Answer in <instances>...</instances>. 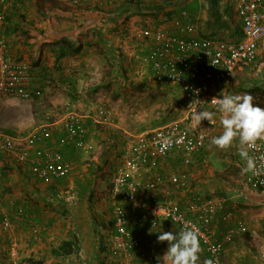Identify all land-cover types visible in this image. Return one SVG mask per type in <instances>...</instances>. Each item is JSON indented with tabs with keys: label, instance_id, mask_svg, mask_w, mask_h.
<instances>
[{
	"label": "rangeland",
	"instance_id": "1",
	"mask_svg": "<svg viewBox=\"0 0 264 264\" xmlns=\"http://www.w3.org/2000/svg\"><path fill=\"white\" fill-rule=\"evenodd\" d=\"M48 2L36 1V9L33 8V10L28 7L24 9L17 7L15 18L22 23L19 29L22 28L23 35L27 37H34V34L36 39H38L37 36H41L42 39L51 38L49 35L55 37L51 43L47 40L42 41L41 47L51 45V48H56L58 41L71 38L74 44L78 42L80 46L77 61H72L74 58L67 57V70L62 73L59 71L60 66L53 60V64L39 71L36 81L34 79L32 81L38 93L28 100L10 97L14 99V102L3 104L4 108L0 107V131L21 138L35 126L55 123L51 126L53 133L54 128L61 131L63 117L67 112L71 111L81 116L85 138L87 137L86 145L87 142L89 144L86 149H77L79 155L77 162L80 169H83V177L79 182L74 180V185L77 184V187H71L68 183L67 186L58 188L54 199L46 197L45 200L40 194L38 196L37 191L45 192V190L38 188L39 185L32 184L34 194L30 193V201L39 204V213L43 215L53 213L52 220L58 223L56 234L51 232L55 234L52 239L56 246L58 240L63 239L64 236L67 237L68 234L72 237L70 239L74 240L70 261L65 262L66 264H125L124 259H113L108 256L101 238V235L107 236L111 227V206L116 199L110 195V184L118 165L119 154L122 147L126 146L134 135L182 118L186 111L182 106L181 93L175 85L155 80L150 67L144 60L145 54L139 56L141 53H137L136 58L134 56L130 59L128 40L125 43L121 40L116 42L108 37L106 41H94V32L90 28L74 33L79 26L74 20L55 15L50 18L41 13L43 7L49 8L56 5L57 11L61 14L62 11L69 9L65 8L69 5ZM47 24L54 33H48L50 29L46 27ZM116 30V28L113 29V31ZM105 32H110V30ZM100 45H104L102 47L106 48V52L99 51ZM38 61L39 59L34 60V63L38 64ZM23 62L30 66V58ZM74 62H77L79 66L71 68ZM238 77L236 74L229 81L235 83L243 79ZM260 77L259 80H261ZM250 79L246 80L249 88L245 90V93L254 97L255 105L264 107V90H255L254 83ZM58 80L60 85L56 84ZM36 82L41 84H36ZM262 85L264 88V82ZM97 107L107 112L106 120L99 119L96 122L89 117V109ZM202 110L216 112V115L211 123L204 120L199 125L195 120V113L190 115V124L193 129L208 134L214 127L222 128L221 114L216 111L215 107H205ZM237 146L238 142H236V147L233 146L223 151L227 154L226 161L234 162L233 179L224 184L225 189H217L213 194L207 193L204 197L220 200L224 207H230L234 213V217L230 221H225L226 223L214 222L217 227L215 235L222 236V232L234 227L238 222L246 227L244 232L235 234L230 243H227V248L231 243L237 247L236 256H232L233 258L229 257L230 255L228 256L224 250L227 261L233 264H264V192L249 194L244 187V175L241 174V169L246 165L238 155ZM0 158L9 160L2 154ZM7 165L9 168V162ZM8 168L1 166L0 172L4 169L10 170ZM172 169L184 175L183 179L187 185L188 165ZM5 174L4 171L1 172L0 180H3ZM60 189L62 190L59 191ZM3 205L10 221V227L4 229L0 223V264H54V257L57 255L52 253L53 247L50 249L53 245L51 241L45 244L44 251L50 249L45 256L44 251L37 252L31 249L32 246L37 247V244L43 241L44 236L41 237V232L38 230L42 219L36 218L30 221L21 239L22 246L18 239L20 238L18 235L20 226L15 228L17 221H14L15 217L13 218L15 209L7 207L4 201ZM129 212L134 213L130 208ZM1 219L2 217H0V222ZM93 227L98 231L95 240L97 248H94L90 238ZM160 228L162 232L174 233L166 224L158 222L155 231H151V234H149L150 231L146 232L147 241L145 242H151L157 248H163L165 252L167 242L163 244L156 242L157 234L161 233ZM14 231L17 233L13 234ZM13 247L17 252L14 257H11L9 250L11 251ZM227 248L225 246V249ZM141 256L135 254L138 259ZM202 256L201 252L200 259Z\"/></svg>",
	"mask_w": 264,
	"mask_h": 264
},
{
	"label": "built area",
	"instance_id": "2",
	"mask_svg": "<svg viewBox=\"0 0 264 264\" xmlns=\"http://www.w3.org/2000/svg\"><path fill=\"white\" fill-rule=\"evenodd\" d=\"M11 1L0 0V98L10 96L28 100L38 93L32 87L31 67L10 56L8 39L3 32ZM47 1L63 3L67 0ZM235 9L241 20V38L237 41L211 36L189 37L185 22L177 17L172 19L173 31L141 29V34L153 43L145 53L144 60L156 81L173 84L179 89L186 114L180 119L134 135L122 147L110 184V195L116 200L111 206L112 222L106 243L107 253L113 259H124L125 264H157L159 250L153 243L143 241L145 234H142L156 230L158 219L163 218L177 230V234L186 225L199 229L203 254L200 264H204L205 260H212L213 264H233L225 260L224 242L229 241L235 232L244 231L245 227L239 224L217 238L212 230L213 216L218 207L215 202L191 201L183 207L171 200L148 202L141 201L139 197L157 191L166 184L176 188L185 185L184 175L178 171L171 170L166 174L158 172L161 161L170 153H177L183 164L190 163L193 154L205 145L207 135L193 129L189 116L205 107H215L211 100L219 97L213 92L216 83L228 80L237 69L257 59L258 50L263 47L264 0H235ZM88 112L96 122L106 120L108 116L100 107L91 108ZM62 122L65 133L59 138V143L85 147L81 116L70 111L64 115ZM53 124L35 126L21 138L0 131V153L20 165H26L35 179L46 182L51 178L66 176L72 167L70 161L59 148L43 145L52 137ZM250 155L255 158L264 156V144L259 151L250 152ZM257 163L259 165V159ZM244 185L252 190H264V172L259 175L245 174ZM125 203H136L139 210L131 215ZM225 214L228 217L231 212L226 211ZM25 215L22 207L15 209L16 218L22 219ZM0 217L1 227H10L1 196ZM141 227H144L143 232H139ZM135 254L142 256L138 259ZM15 255L16 250L12 249L10 256Z\"/></svg>",
	"mask_w": 264,
	"mask_h": 264
},
{
	"label": "crops",
	"instance_id": "3",
	"mask_svg": "<svg viewBox=\"0 0 264 264\" xmlns=\"http://www.w3.org/2000/svg\"><path fill=\"white\" fill-rule=\"evenodd\" d=\"M36 1L38 0H12V6L10 7V9H8L9 11L6 18L7 20L5 25L3 26V32L8 39V52L10 56L21 61H28V59L30 58V73L32 75V81L33 79L35 80L37 78V73L39 71H42L44 68H47L50 64H53L54 60V53L53 49L51 48V45L41 47V43L44 40H47L48 43H51L52 39L55 37L49 35V37L51 38L42 39L41 36H37L38 39H36L35 34L34 37H27L26 35H23V29H19V26L21 27L22 23L17 21L18 19L15 18L17 12V10L15 9H17V7H20L22 9L28 7L29 9L33 10V8L36 9ZM122 1L123 0H67L63 3L49 1L58 5L68 4L69 7L66 6L65 8L69 9L62 11V13L60 14L57 11V7H55L56 5H53L54 7H43V12L41 13L48 15V17L50 18L55 15L56 17H68L74 20L75 23L79 24V26L77 27L78 30L74 33L84 31L90 28L94 32V41H106L108 37H111V39L116 40V42H120L121 40L123 43H125L128 40L129 56L131 55V57H129L130 59L134 58V56L136 58L137 53H141L139 56H143L153 44L151 39H148L143 34H141V29L148 28L152 30L163 29L173 31L174 29L172 25V19L175 17L180 18L185 22L186 35L189 37L211 36L225 41H237L241 38V20L235 9V0H129L132 1V3H129V7L126 8L125 11H122ZM108 9L112 10L110 11V13L106 14L103 10ZM117 24H119V26H117ZM46 27H49V29L51 28L48 24L46 25ZM115 28L117 30L113 31V29ZM108 30H110V32H105ZM31 33L33 34L32 31ZM48 33L52 34L54 32L50 29ZM74 33L72 34L74 35ZM70 37L72 36L70 35ZM77 44L78 42H75L74 46H76ZM262 44L263 47L259 48L258 57L252 64L237 69L234 72L233 76L230 77L228 80L216 83L215 87L213 88V92H215V94H217L218 96L227 94H243V92L245 93V90L249 88L247 87L248 84L246 83V80L249 78H251L250 80L253 81V88H255V90H264L263 85L261 86L262 82H264V38L262 40ZM118 45L119 44H117V46ZM102 46L104 45H100L99 51L101 50V52H106V48H103ZM79 51H71L69 52V54L59 58V60L56 62V64L60 66L59 71H62V73L66 72L67 57L74 58L72 59V61H77ZM37 58L39 59L38 64L34 63V60H38ZM58 63H60V65ZM74 66L78 67L79 65L77 62H74L73 65H71V68ZM236 74L239 76L238 78L243 79H239L235 83L229 81ZM259 77L261 80H259ZM36 84L40 85L41 83L36 82ZM56 84L60 85V81H56ZM32 87H35V85H33V82ZM13 100L14 99L10 98V96H2L0 98V107L4 108L3 104H10ZM222 130V128L216 129V127H214L208 134L206 133L207 141L205 145L200 148L199 151L193 154L190 163L183 164L181 162V158L177 153H170L161 161L157 170L158 172H162L163 174H166L169 171L173 170L172 168L174 167L180 168V166L188 165L189 173H187V175L189 176L188 184H190V187L188 186V184H185L186 186H182L183 188L179 190L181 187L176 188L170 184H166L157 191H154L149 194H141L139 199L141 201L150 202L153 197L157 196L159 197L158 201L171 200L180 204V206L183 207L191 201L193 202L210 200L212 202H215L218 206L212 220L213 232L215 233L217 230V227L214 223L215 221H223L222 223H226L225 221H230L234 217V213L232 212V209L230 207H224L223 203H221L220 200H216L213 197H204L207 193L213 194L217 189H225L224 184H226L227 181L230 182L234 177L232 170L234 167V162L226 161L227 154H224L222 150H219L215 146H209L211 138L220 135L222 133ZM64 133L65 130L63 126L61 128V131L54 128L52 137L48 139L45 143H43V145L48 146L50 148H59L64 157L70 161L72 165L70 172L66 176L61 178H51L46 182L35 179L29 173L26 165H20L11 157L0 153L2 154V156L4 155L5 157L9 158V160L0 158V167L2 166L3 168H8V162L10 164L8 168L10 170H2L6 174L3 180H0V196L3 198V201L7 207H13L12 209L22 207L27 217H30L27 218L25 215V218H22L21 220L16 218L15 215H13V218L15 217L14 221H17V223L15 224L17 226L15 228H18V225L20 226V229L18 230V235L20 236V238H18L20 241V245L23 246L21 239L26 233L30 221L36 218L42 219V222H40V225L42 226L40 227L39 225L38 230L39 232H41L40 236H44L42 238L43 241L40 244L38 243L37 247H31L32 250L37 252L44 251V248L46 247L45 244L47 245L50 241L53 244L51 245L50 249L54 247L55 244L53 243L54 239H52V237H54L56 234L55 230L58 229V223L53 222V213H49L48 215H43L42 213H39V204H34L30 201V193L34 194V192L32 191V184L36 186L39 185L40 187L38 186V188L45 190V192L37 191L38 196L40 194V196H43L42 198L45 200L46 197H48L49 199H54L55 193H57L58 188L67 186L68 183L71 187H77V184L76 186L74 185V180L75 182L77 180L79 182L80 178L83 177V169H80L79 164L77 162L79 158L77 150L78 147L74 146V144L72 143H59V138L64 135ZM88 145L89 144L87 142V145L83 148L86 149ZM244 187L248 190L249 194H257L264 192V190L262 189L252 190L247 188L245 185ZM61 190L62 189H60L59 191ZM125 205L128 211L129 208L130 210L134 211V213L139 210L136 203H126ZM226 211L231 212L230 216H226ZM158 222L160 224H166V226L172 231H174V233L177 232V230L173 226H171L170 223L167 222L165 219L159 218ZM227 224H229V222ZM239 224L243 225L241 222H238L234 227H231L229 229L235 228ZM33 230H35V228ZM143 230L144 227L139 228V232H143ZM227 230L222 232V235ZM160 231L162 232L163 230L160 228ZM244 231L235 232L231 236V238L235 234ZM51 232H54L55 234H52ZM16 233L17 231H14L13 234ZM97 233V229L93 227L90 238L93 241L94 248H97L98 246L97 242H95V240L97 239ZM159 234L160 233H158L157 236ZM142 235L144 236L142 237ZM142 235L140 234L142 240L147 241L146 232H144ZM69 236L70 234H68L67 237L64 236L63 239L72 238L71 236ZM220 237L221 236H217V238ZM79 238L81 239V237ZM101 238L102 242H104L103 245L105 246L108 252L106 236L104 237L101 235ZM63 239H59V242H57L56 244H59ZM71 240L73 241V249L74 240ZM230 240L224 242V250L226 251L228 256L230 255L229 257L233 258L236 256L237 247L234 245V243H231L230 245H228L227 248V243H230ZM103 245L101 244V246ZM225 246L227 249H225ZM13 249L15 248L13 247ZM50 249L44 251V256L48 252H50ZM158 250L159 255L162 256L164 253V249L160 247L158 248ZM225 251L224 254L226 255ZM71 253L68 254V256L57 255L56 257H54V264H66L65 262L70 261L69 258L71 256ZM225 260L227 261L226 258Z\"/></svg>",
	"mask_w": 264,
	"mask_h": 264
},
{
	"label": "clouds",
	"instance_id": "4",
	"mask_svg": "<svg viewBox=\"0 0 264 264\" xmlns=\"http://www.w3.org/2000/svg\"><path fill=\"white\" fill-rule=\"evenodd\" d=\"M253 101L254 97L247 93L227 94L211 100L216 111L221 114L223 130L220 135L211 138L209 146L226 151L236 146L238 141V155L246 164L241 169L242 175H259L264 172V156L255 158L250 155V152L259 151L264 144V107L255 105ZM215 115L216 112L212 111H196L195 120L198 125L204 120L211 123ZM156 242H167V249L162 256L157 257V264H200V234L194 225H186L178 234L161 232ZM204 264H213V261L205 260Z\"/></svg>",
	"mask_w": 264,
	"mask_h": 264
},
{
	"label": "trees",
	"instance_id": "5",
	"mask_svg": "<svg viewBox=\"0 0 264 264\" xmlns=\"http://www.w3.org/2000/svg\"><path fill=\"white\" fill-rule=\"evenodd\" d=\"M122 2H123L122 11H125L126 8L129 7V3H132V1H129V0H123ZM111 10L112 9L103 10V11L106 14H108L110 13ZM61 40H65V41H58L57 47L56 48L52 47L55 62H57L59 58L69 54V52L71 51L77 52L80 49L79 43L76 46H74V42H73L74 40H72L71 38L61 39ZM158 200H159V197L156 196V197H153L150 200V202H157ZM72 244H73V241L71 239H63L57 246L53 247L51 251L54 255H58V256L68 255L72 251Z\"/></svg>",
	"mask_w": 264,
	"mask_h": 264
}]
</instances>
